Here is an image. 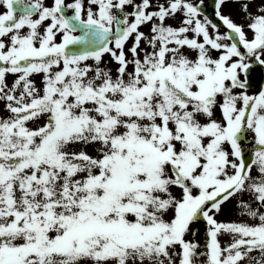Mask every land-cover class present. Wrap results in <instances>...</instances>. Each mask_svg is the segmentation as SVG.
I'll return each instance as SVG.
<instances>
[{
	"label": "snow or ice",
	"instance_id": "obj_1",
	"mask_svg": "<svg viewBox=\"0 0 264 264\" xmlns=\"http://www.w3.org/2000/svg\"><path fill=\"white\" fill-rule=\"evenodd\" d=\"M0 7V264H264V0Z\"/></svg>",
	"mask_w": 264,
	"mask_h": 264
},
{
	"label": "rangeland",
	"instance_id": "obj_2",
	"mask_svg": "<svg viewBox=\"0 0 264 264\" xmlns=\"http://www.w3.org/2000/svg\"><path fill=\"white\" fill-rule=\"evenodd\" d=\"M211 2H212V0H205V3L207 4V5H211ZM226 12H228L229 10H225ZM209 13H211V7H209ZM235 17V11H234V14H233V18ZM238 217L235 215V214H233L232 216H230V217H221V219H232V220H235V219H237ZM202 234H204V231L202 230L201 232H200V234H199V236L200 235H202ZM199 236L198 237H196V238H193V237H189L190 239H199ZM199 241H200V239H199ZM202 244H204V241L202 240Z\"/></svg>",
	"mask_w": 264,
	"mask_h": 264
},
{
	"label": "flooded vegetation",
	"instance_id": "obj_3",
	"mask_svg": "<svg viewBox=\"0 0 264 264\" xmlns=\"http://www.w3.org/2000/svg\"><path fill=\"white\" fill-rule=\"evenodd\" d=\"M3 11H4V8L3 7H0V13H2ZM234 11L235 10H233V14H234ZM234 19H237V22H240V20L236 17V15H235ZM256 75H257V72L254 73V76H256ZM263 87H264V84H263Z\"/></svg>",
	"mask_w": 264,
	"mask_h": 264
},
{
	"label": "water",
	"instance_id": "obj_4",
	"mask_svg": "<svg viewBox=\"0 0 264 264\" xmlns=\"http://www.w3.org/2000/svg\"><path fill=\"white\" fill-rule=\"evenodd\" d=\"M254 77H255V79L257 81H261L262 80V74H261V72H258V74L256 76H254Z\"/></svg>",
	"mask_w": 264,
	"mask_h": 264
}]
</instances>
